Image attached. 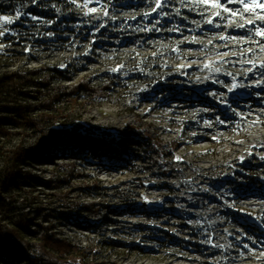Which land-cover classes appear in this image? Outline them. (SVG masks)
Returning <instances> with one entry per match:
<instances>
[{"label":"rangeland","instance_id":"1","mask_svg":"<svg viewBox=\"0 0 264 264\" xmlns=\"http://www.w3.org/2000/svg\"><path fill=\"white\" fill-rule=\"evenodd\" d=\"M58 1L0 0L12 20L0 21V54L14 55L11 70L57 66L69 88L112 86L90 103L84 91L77 103L63 96L54 119L0 139L7 150L44 140L50 154L69 156L24 169L66 198L49 197L45 184L12 192L19 209L0 211V227L28 215L20 241L46 233L70 243L79 252L63 264H264V38L255 35L264 10L226 0L238 16L199 0ZM27 254L51 263L35 246Z\"/></svg>","mask_w":264,"mask_h":264},{"label":"trees","instance_id":"2","mask_svg":"<svg viewBox=\"0 0 264 264\" xmlns=\"http://www.w3.org/2000/svg\"><path fill=\"white\" fill-rule=\"evenodd\" d=\"M73 1L59 0L58 2L61 5H68V8L78 7L84 9V6H77ZM104 3L105 0L87 1L89 8H103ZM130 8L133 7L130 6ZM28 13L33 15L32 17H26L28 19H33V17L39 18L33 11H29ZM36 21L39 22L40 20ZM63 22H66L67 27H71L72 25L74 28H77L80 26V22L73 18H67ZM13 56L5 53V50L0 54V139H10L18 133L22 137L27 136L31 131L38 127L40 128L41 124L54 119L61 111L58 105L63 96L70 97V102L77 103L80 91H84L90 103L94 98L105 97L112 86L110 81L103 86H91L87 82H80L75 87L69 88L63 81L57 78V75L60 74L57 66L48 68L46 65H42L31 70L15 67L14 70H11L16 63L12 59ZM155 144L159 145V142L156 141ZM174 145L176 146V144ZM47 149L48 146L44 140L36 141L28 149L22 143L17 144L9 150L0 146L1 212H7L10 215L16 209H19L15 207L11 208L15 202L12 197H9L12 192H24L26 191L24 190L25 188L34 191V189L44 186L49 188L52 186V181L44 182L41 185L36 178H33L30 173L24 170L25 165L30 161H50L53 163L55 160L64 159L63 157L69 158V156L58 155L57 153L55 155L50 154ZM53 190L54 188H50L52 192L49 197L60 200L66 198V193H56ZM6 195L7 198H10L11 204L10 201L6 202ZM31 200H34L32 195L24 196V202H31ZM84 207L89 210L92 205L85 204ZM13 216H18L16 218L18 219L16 228L9 230L0 227V259H3L6 264H18L21 261L40 264L37 260L29 258L27 250L31 246H35L39 252L45 253L50 258V264H63L65 260L75 261V256L79 252L77 248L66 241L53 240L46 233L33 244L27 241H20L24 239V234H29L27 226L30 223L28 221L30 217L27 219L28 215L22 213H14Z\"/></svg>","mask_w":264,"mask_h":264},{"label":"snow or ice","instance_id":"3","mask_svg":"<svg viewBox=\"0 0 264 264\" xmlns=\"http://www.w3.org/2000/svg\"><path fill=\"white\" fill-rule=\"evenodd\" d=\"M87 2V0H86ZM199 2L201 4L204 5H210L213 8H219L222 9L223 12L225 13H229L231 16H238L239 13L238 11L232 10L228 7L225 6V3H222L221 0H199ZM227 4H240L243 6L242 10L244 12H250L253 13L254 15L256 14V10L260 9V10H264V0H226ZM161 7V3L160 0H157V8ZM90 11H95V9H90ZM153 11H156V9L154 8ZM21 13L18 11L17 12V16H20ZM214 16H219L220 13L219 12H215L213 13ZM33 19H35V17H33ZM241 19H243V17H241ZM256 19L257 20H261L264 21V15H256ZM0 21H4L6 23H12V20L10 17L8 16H0ZM208 23L211 24L212 20L209 19ZM246 24H253L254 21L249 19L245 21ZM245 23H241L239 25L240 28H244L245 27ZM4 33L0 32V36H3ZM255 35L256 36H260L262 38H264V28H257L255 31ZM225 37L221 36L220 39H224ZM209 43H211V41H209ZM225 55H227V53H225ZM207 67V65H206ZM216 71H219V69H216ZM260 256H264V252L260 253Z\"/></svg>","mask_w":264,"mask_h":264}]
</instances>
